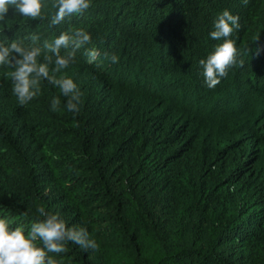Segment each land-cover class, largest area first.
Masks as SVG:
<instances>
[{"label": "trees", "instance_id": "trees-1", "mask_svg": "<svg viewBox=\"0 0 264 264\" xmlns=\"http://www.w3.org/2000/svg\"><path fill=\"white\" fill-rule=\"evenodd\" d=\"M57 3L0 20V41L42 56L61 33L91 37L56 74L80 89L79 114L47 81L21 105L0 65V219L27 232L43 207L87 228L98 248L69 243L49 254L59 264H264V0H90L52 25ZM224 10L240 55L210 89L199 61Z\"/></svg>", "mask_w": 264, "mask_h": 264}, {"label": "clouds", "instance_id": "clouds-1", "mask_svg": "<svg viewBox=\"0 0 264 264\" xmlns=\"http://www.w3.org/2000/svg\"><path fill=\"white\" fill-rule=\"evenodd\" d=\"M91 6L90 0H58L54 5L57 11L51 19L52 25L60 24L67 16L82 14ZM21 16L37 18L41 16V0H0V20L6 19L9 9ZM240 28L239 17L228 10H224L214 23V30L210 32L213 40L223 41L206 59H201L202 74L208 88H215L226 77L228 70L237 65L240 52L236 47V41L230 39L234 30ZM33 40L37 37L33 36ZM89 33L82 29L74 32L61 33L52 43H45L46 52L42 56L39 47H25L15 41L6 44L0 41V65L14 68L10 73L13 94L21 105L28 104L40 93L41 81L59 88L60 93L67 98L66 108L69 112L79 114L82 103V93L73 79L62 76L57 78V73L66 69L75 62L76 51L90 43ZM259 37L253 43L258 44ZM64 49V54H61ZM264 50L257 48L255 54L259 55ZM248 51L251 53L252 48ZM85 55L88 62L92 63L99 57V51L95 48L87 49ZM43 62H38V59ZM112 63L118 62V56L112 54L107 57ZM54 64L55 67L50 68ZM243 60L239 65L243 66ZM60 99L53 98L51 108L59 109ZM42 220L33 223L25 232L23 227H11V221L7 218L0 219V264H59L50 253H65L69 243L81 248L93 251L98 248L94 239L90 238L85 227H68L59 213L52 214L40 207L37 209Z\"/></svg>", "mask_w": 264, "mask_h": 264}]
</instances>
